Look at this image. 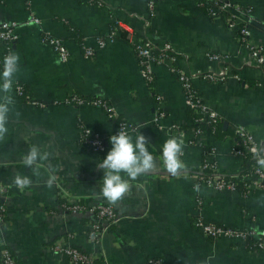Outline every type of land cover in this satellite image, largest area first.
<instances>
[{
  "label": "crops",
  "instance_id": "crops-1",
  "mask_svg": "<svg viewBox=\"0 0 264 264\" xmlns=\"http://www.w3.org/2000/svg\"><path fill=\"white\" fill-rule=\"evenodd\" d=\"M97 1L0 0V22L14 23L17 34L12 52L20 57V71L13 85H20L29 100H14L8 133L0 140V249L8 250L14 264H62V256L51 249L56 241L88 255L90 264H264V251L246 250L226 238L206 239L191 226L197 212L204 221L224 227L264 230V188L252 189L247 198H241L193 184L201 153L209 147L215 149L222 174L242 171V160L229 152L235 126L264 145L261 70L239 45L235 30L222 20L209 19L194 0H159L148 29L142 25L144 0ZM228 1L249 9L250 43L264 46L260 28L264 0ZM30 14L39 20L38 25L26 23ZM113 21L125 33L103 39ZM43 34L61 40L69 53L66 63H60L41 42ZM139 36L169 44L179 55L177 67L186 73L219 69L218 63L204 57L207 51L225 56L230 69L223 81L195 79L192 83L203 103L224 123L215 134L198 135L199 146L183 141L181 160L187 169L177 176L170 175L162 161L163 144L171 136L149 121L153 96L159 97L166 113L162 125L174 123L188 129L191 119L183 108L179 85L165 66L154 68L150 88L143 84L131 46ZM97 40H101L100 48ZM82 45L91 46L96 55L84 59ZM1 54L0 45V58ZM73 94L105 101L118 120L134 127L129 132L133 140L139 133L147 138L157 162L154 172L130 180L128 193L115 205L100 194L103 171L96 166L111 148L115 123L94 106L65 104L64 99ZM78 124L104 139L101 154L81 143ZM32 145L49 154L39 175L22 161ZM15 173L28 175L32 184L22 190L15 187ZM49 177H54L51 187L46 183ZM196 198L201 206L195 212ZM101 202L112 205L114 221L91 241L86 232L88 210ZM70 204L84 208L70 212Z\"/></svg>",
  "mask_w": 264,
  "mask_h": 264
},
{
  "label": "built area",
  "instance_id": "built-area-1",
  "mask_svg": "<svg viewBox=\"0 0 264 264\" xmlns=\"http://www.w3.org/2000/svg\"><path fill=\"white\" fill-rule=\"evenodd\" d=\"M76 1H88L92 0H76ZM159 0H144L146 8V16L142 21L144 29L149 28V22L154 15V9L156 3ZM196 6L201 8L203 2H208V13L206 16L211 19H219L231 29L235 30V34L240 36L241 42H246V45L239 43L244 47L253 64L256 65L262 72L264 86V46L263 45H251L250 43V25L252 24L250 18V11L247 7L231 3L228 0H194ZM100 3V2H95ZM92 3V4H95ZM26 23L39 24V20L33 15H29ZM113 28L107 31V34L103 39L115 38L118 34V30H122L120 25L113 21ZM261 31L264 34V24L261 25ZM40 40L46 46H48L56 55L60 63H66L69 60V53L64 47L60 39L43 34L40 36ZM17 41V34L15 32V24L2 21L0 22V45H1V58L0 66L3 68V58L12 52L13 46ZM98 47L102 46L101 40H97ZM133 52L138 66V74L143 84L150 88L154 83V68L159 65L166 67L167 71L175 78L179 85L183 108L187 111L195 113L197 118L191 120V123L195 122L203 126V130L194 129L192 127L181 128L174 123H167L162 125L161 122L166 118V113L159 105V97L154 95V110L150 115V123L154 124L156 128L162 129L166 134L177 136L183 139L187 144L199 146L195 142V138L204 131L213 132V127L217 124L223 125L224 121L221 117L210 107L203 103L199 93L194 89L192 83L195 79L206 80L210 82L223 81L230 74V69L225 65V56L207 51L204 57L210 61L218 63L219 69L215 72L208 71L205 73H193L184 72L176 65L178 56L169 44H158L150 37L139 36L132 42ZM82 51V57L84 59H90L96 55V50L91 46H80ZM256 83V86H261ZM17 95L23 96L25 102H28V97L24 94L20 85H13ZM64 103L67 105H80L87 104L94 106L104 111L108 120L115 123L114 135L118 133L122 127L128 131L133 130V126L123 120H118L114 110L106 104L105 101L97 98H84L78 95H69L64 99ZM78 132L81 143L90 147L95 153L101 154L104 150V139L97 134H89V132L78 124ZM259 145L261 149H264V145H260L248 131L241 126H235L232 132L231 146L229 152L231 155L238 157L243 162L242 171L234 175H224L218 170V166L215 159V149L212 147L206 148L201 153V158L196 166L195 174L193 176V184L196 188L206 187L216 192H229L239 195L241 198H247L250 191L260 190L264 188V168H261L256 161L255 153L252 148ZM201 206L200 199L196 198L193 201L192 208L196 212ZM70 212H80L82 208L77 204H70L67 206ZM2 209V208H1ZM0 209V225L2 223V210ZM88 212L90 220L87 224V236L91 241H96L99 233L105 228V226L111 225L114 221V211L110 203L101 202L91 207ZM191 226L194 231L199 233L206 239L216 240L219 238H226L232 242L247 247L250 251H264V235H259L252 229H233L224 227L212 222L204 221L196 212L191 218ZM259 232H264L260 230ZM51 249L59 254L65 256L68 259L69 264H90L91 259L88 255L82 251L71 247L61 242H54ZM150 264H156L152 261ZM0 264H14L12 257L8 250L5 248L0 249Z\"/></svg>",
  "mask_w": 264,
  "mask_h": 264
},
{
  "label": "clouds",
  "instance_id": "clouds-1",
  "mask_svg": "<svg viewBox=\"0 0 264 264\" xmlns=\"http://www.w3.org/2000/svg\"><path fill=\"white\" fill-rule=\"evenodd\" d=\"M19 62L20 57L15 52H9L3 58V70L0 71V140H3L8 133L9 116L14 108V98L11 92L14 78L20 71ZM109 143L111 144L110 150L96 166L103 171L100 194L115 205L128 193L130 180L135 181L142 175L154 172L157 162L148 149L147 138L141 133L133 140L128 131L121 127L117 134L110 136ZM183 146V139L177 136L166 139L163 144V165L172 176H177L187 169L186 164L181 160ZM252 151L255 153L257 164L264 168V149L257 145L252 148ZM48 155L39 146L32 145L22 157V161L34 175H39L41 164L48 159ZM53 180L54 177H49L46 181L49 187ZM12 183L22 190L30 186L32 180L28 175L15 173ZM254 231L259 235H264V232H259L258 229Z\"/></svg>",
  "mask_w": 264,
  "mask_h": 264
},
{
  "label": "trees",
  "instance_id": "trees-1",
  "mask_svg": "<svg viewBox=\"0 0 264 264\" xmlns=\"http://www.w3.org/2000/svg\"><path fill=\"white\" fill-rule=\"evenodd\" d=\"M80 2H84V3H86V4H92V3L97 2V0H92L91 2H88V1H80ZM208 5H209L208 2H203L202 7L200 8V9L203 11V13H204L205 15L208 13ZM113 26H114V24H110V26L108 27V31H110V29H112ZM124 33H125V32H124L123 30H120V29H119V30H118V34L116 35V38L121 37L122 34H124ZM126 36H127V35H126ZM235 37H236V40H237L239 43L246 45V42L243 43V42L240 41V36L237 34V32H236V34H235ZM125 39L127 40V38H125ZM131 46H132V44H131ZM132 48H133V46H132ZM22 90H23V89H22ZM23 92H24V90H23ZM24 94H25V93H24ZM11 95L13 96L14 100L19 101V102H25V98H24L23 96H19V95H17V93H16L14 87H13V89H12ZM187 114L189 115V117H190L191 120H195V119L197 118V115H196L195 113H192V112H190V111H187ZM190 127L194 128V129H201V130L204 129L202 125H200V124H198V123H195V122H194V123L192 122ZM220 127H221V124H217V125H215V126L213 127V132H214V134L220 130ZM103 159H104V157H102L100 160H103ZM245 249L247 250V247H245ZM62 258H63V260H62V264H69V263H68V259H67V257L63 256Z\"/></svg>",
  "mask_w": 264,
  "mask_h": 264
}]
</instances>
